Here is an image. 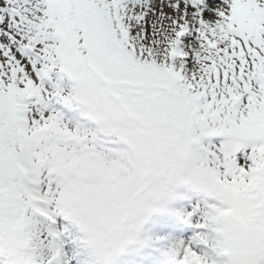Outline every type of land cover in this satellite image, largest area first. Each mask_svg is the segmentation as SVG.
Wrapping results in <instances>:
<instances>
[{"label":"snow or ice","instance_id":"obj_1","mask_svg":"<svg viewBox=\"0 0 264 264\" xmlns=\"http://www.w3.org/2000/svg\"><path fill=\"white\" fill-rule=\"evenodd\" d=\"M0 264H264V0H0Z\"/></svg>","mask_w":264,"mask_h":264}]
</instances>
